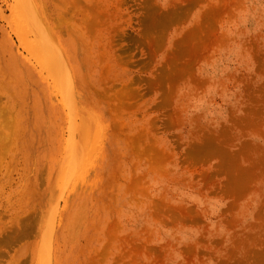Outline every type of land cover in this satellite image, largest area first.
<instances>
[{
    "label": "rangeland",
    "instance_id": "rangeland-1",
    "mask_svg": "<svg viewBox=\"0 0 264 264\" xmlns=\"http://www.w3.org/2000/svg\"><path fill=\"white\" fill-rule=\"evenodd\" d=\"M0 264H264V0H0Z\"/></svg>",
    "mask_w": 264,
    "mask_h": 264
},
{
    "label": "bare ground",
    "instance_id": "bare-ground-1",
    "mask_svg": "<svg viewBox=\"0 0 264 264\" xmlns=\"http://www.w3.org/2000/svg\"><path fill=\"white\" fill-rule=\"evenodd\" d=\"M31 44H32V43H31ZM31 44H30V45H31ZM31 46H32V45H31ZM32 48H34V47L32 46ZM30 49H31V48H30ZM36 49H38V48H36ZM41 49H43V48H41ZM33 50H34V49H33ZM39 50H40V49H39ZM39 50H38V51H39ZM44 51H45V50H44ZM33 52H34V51H33ZM42 52H43V51H42ZM46 54H47V52H46ZM42 55H43V54H42ZM42 55H41V56H42ZM36 56H37V55H36ZM41 56H40V57H41ZM49 56H50V55H49ZM46 57H47V55H46ZM42 59H44V58H42ZM42 59H41V61H42ZM54 61H55V59L52 60V63H53ZM56 62H57V59H56ZM47 63H48V62H47ZM55 64H56V63H55ZM52 68H53V67H52ZM50 69H51V68H50ZM49 72H50V71H49ZM66 73H67V72H66ZM47 75H48V74H47ZM66 75H67V77H68V74H66ZM56 76H57V75H56ZM67 77H66V78H67ZM68 78H69V77H68ZM70 78H71V77H70ZM48 79H49V78H48ZM66 80H67V79H66ZM69 80H70V79H69ZM63 81H64V80H63ZM65 83H67V82H65ZM60 85H61V83H60ZM67 86H68V85H67ZM68 90H69V91L71 90V89L69 88V86H68ZM65 91H66V90H65ZM69 91H68V92H69ZM71 92H72V91H71ZM69 94H70V93H69ZM67 96H68V95L66 94V98H68ZM71 96H72V95H70L69 98H73V97H71ZM60 97H61V96H60ZM62 100H63V99H62ZM70 101H71V100H70ZM70 101H69V102H70ZM69 102H67V104H68ZM63 105H64V106H67V105H65V104H63ZM69 111H70V110H69ZM66 114H67V116H68L69 112L66 113ZM62 118H63V117H62ZM73 119L76 121V119H75L74 116H73ZM87 120H88V119H87ZM70 122H71V121H70ZM70 122H69V123H70ZM69 123H68V124H69ZM72 123H73V120H72ZM74 123H75V122H74ZM78 124H79V123H78ZM78 124H77V125H78ZM80 126H81V124H80ZM69 127H70V128L72 127L71 124H69ZM70 128H69V129H70ZM72 128H74V127H72ZM72 128H71V129H72ZM71 129H70V130H71ZM77 129H78V128H77ZM77 131H78V130H77ZM88 131H89V130H88ZM71 132H72V135H73V133H74V129H73V131L71 130ZM81 132H82V131H81ZM90 133H91V132H90ZM90 133H89V134H90ZM75 134H76V132H75ZM77 134H78V133H77ZM72 135H71V136H72ZM73 136H74V135H73ZM73 136H72L73 139H70L72 142L75 141V140H74V137H75V136H74V137H73ZM85 136H86V135H85ZM87 136H88V135H87ZM76 137H77V136H76ZM83 137H84V136H83ZM86 138H87V137H86ZM90 138H91V137H90ZM70 140H69V139L67 140V144H68V141H70ZM82 140H83V139H82ZM92 140H94V139H92ZM88 141H89V139H88ZM92 142H93V141H92ZM92 142H90V144H91ZM64 143H65V142H64ZM70 143H71V142H70ZM70 143H69L68 145H70ZM82 143H83V142H82ZM71 144H72V143H71ZM68 145H67V146H68ZM72 146H73V145H72ZM68 148L70 149V146H69ZM73 148H74V147H73ZM73 148H72V149H73ZM89 148H91V146H90ZM66 150H67V149H66ZM73 150H74V149H73ZM88 150H89V149H88ZM67 151H68V150H67ZM69 151H70V150H69ZM74 151H75V150H74ZM67 153H68V152H67ZM67 153H66V156H68ZM73 153H74V152H73ZM74 154H75V153H74ZM69 156H70V155H69ZM69 159H70V158H69ZM73 159H74V158H73ZM74 161H75V159H74ZM64 162H65V161H64ZM67 162H68V161H67ZM72 162H73V161H72ZM72 162H71V163H72ZM68 163H69V162H68ZM75 163H76V162H74V166H75ZM66 164H67V163H66ZM67 165H68V164H67ZM67 165H66V168H67ZM70 166H71V165H69V168H70ZM64 167H65V166H64ZM73 169H74V168H73ZM73 169H72V170H73ZM74 170H76V168H75ZM64 171H65V170H64ZM68 171H69V170H68ZM70 171H71V170H70ZM73 172L75 173V171L70 172L71 177H73V176H72V175H73V174H72ZM59 173H60V171H59ZM64 175H65V174H64ZM66 175H69V174L66 173ZM66 175H65V177H66ZM69 177H70V176H69ZM71 179H72V178H71ZM71 179H69V181H70ZM64 180H65V179H64ZM66 182H67V180H66ZM64 183H65V182H64ZM62 184H63V183H62ZM65 185H66V184H65ZM69 185H70V184H69ZM62 196H63V195H62ZM56 211H57V210H56ZM54 217H55V216H54Z\"/></svg>",
    "mask_w": 264,
    "mask_h": 264
}]
</instances>
